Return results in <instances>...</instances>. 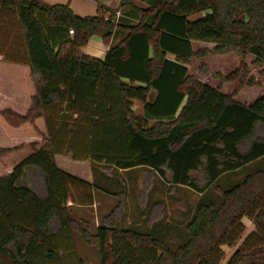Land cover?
Returning <instances> with one entry per match:
<instances>
[{
    "label": "trees",
    "instance_id": "trees-1",
    "mask_svg": "<svg viewBox=\"0 0 264 264\" xmlns=\"http://www.w3.org/2000/svg\"><path fill=\"white\" fill-rule=\"evenodd\" d=\"M205 11L211 13L189 21ZM38 12L49 26L72 29L73 37L55 49ZM140 13L141 23L122 26L129 34L101 60L79 49L98 33L110 44L116 25L104 14L83 18L69 5L34 0L0 5V59L29 66L36 88L26 115L9 110L2 115L14 128L45 117L49 135L35 154L0 178V264H56L52 238L75 231L84 243L99 247L101 264H221L222 246L240 239L245 217L256 230L227 264H264V135L257 136L264 129V95L249 106L233 99L245 84L244 62L216 88L191 76L186 66L209 54L194 53L192 41H213L218 45L212 53L252 55L264 68V0L161 1ZM234 38L235 44L226 42ZM226 83L234 84L231 96L221 91ZM134 101L143 104V116L133 112ZM10 152L0 150V156ZM69 154L116 169L146 167L171 191L183 186L199 194L227 174L257 166L242 183L217 190L219 206L200 204L188 238L173 249L150 234L121 228L124 193L96 234L87 223H76L66 205H92L93 186L59 169L56 155ZM27 170L40 172L34 188L24 181ZM54 219L58 232L49 230ZM74 252L83 264L76 247Z\"/></svg>",
    "mask_w": 264,
    "mask_h": 264
},
{
    "label": "crops",
    "instance_id": "crops-1",
    "mask_svg": "<svg viewBox=\"0 0 264 264\" xmlns=\"http://www.w3.org/2000/svg\"><path fill=\"white\" fill-rule=\"evenodd\" d=\"M34 1L47 6L69 5L76 16L83 18L98 17L108 11L121 10L125 18H122L116 25L109 45L103 42L102 34L98 33L91 37L87 45L79 49L80 53L104 60L109 49L118 45L129 34V31L122 26L138 25L142 19L141 9H147L161 1L171 0H131L132 5L129 6H124V0ZM210 13L211 11H205L191 15L189 21H196ZM36 16L48 33L52 43L56 46L55 49L62 42L73 37L74 34H70L63 28L49 26L46 15L43 12H38ZM226 42L235 44L236 38L233 40L227 39ZM203 44H209L213 48L218 45L217 42L213 41H192L193 52H197ZM229 56L232 55L230 54ZM167 58L171 61L175 60V56L171 54H168ZM186 66L189 69L190 66ZM209 86L216 88L215 84H209ZM153 94L156 96L154 91L151 92V96ZM224 94L227 95V93ZM35 95L36 88L31 80V69L29 66L0 59V150H11L7 155L0 156V178L12 174L16 166L35 154L48 140L49 135L45 117H39L34 123H25L18 128H14L7 123L2 115V112L7 110L26 115L32 106V99ZM132 110L136 115H144L143 104L139 101L133 102ZM55 160L59 169L93 186L92 205L83 206L72 203L66 205L71 218L81 225L87 223L92 234H96L97 229L103 226V220L119 205L117 195L124 193L127 198V211L121 219L122 229L134 228L133 230L140 233L150 234L153 238L164 240L173 249L182 245L181 236L178 233L175 236L176 225L162 226L166 218L164 213V202L166 201L163 191L169 185L156 172L146 167L123 170L89 160L75 161L71 154L56 155ZM78 164H81V166L74 169ZM38 175H40L38 170H27L24 181L34 188L35 182H37L36 179H38L36 176ZM177 187L180 188V186ZM97 190L100 193L97 194ZM43 192L45 195V188ZM141 193L145 195L144 202H142ZM166 221L170 220L167 219ZM59 229V221L54 219L50 224L49 230L50 232H58ZM79 237L80 234L75 231L73 236L61 234L52 238V243L57 245L56 253L60 258L56 264H77L74 252L75 247L79 257L82 261L84 260L80 253ZM233 246L224 245L221 249L225 253V247L232 250ZM236 250H233L234 253Z\"/></svg>",
    "mask_w": 264,
    "mask_h": 264
},
{
    "label": "rangeland",
    "instance_id": "rangeland-1",
    "mask_svg": "<svg viewBox=\"0 0 264 264\" xmlns=\"http://www.w3.org/2000/svg\"><path fill=\"white\" fill-rule=\"evenodd\" d=\"M198 51H206L209 54L205 58H193L190 61L188 65L190 66L189 73L191 76L197 78L205 84H215L216 87H218L222 82V78L236 71L244 62L248 68L245 84L243 88L236 95H234L233 99L236 102L249 106L256 99L264 95V74L262 73L264 68L254 63V57L248 55L243 59L235 53H230L232 56H229L230 54H227L228 56L217 55L212 53L214 51V48L209 44H203L202 47L197 50V52ZM234 58H236L237 61ZM234 89V84L231 83L221 85V91L227 93L228 96L233 95ZM154 98L155 95L153 94V96L150 97V100H154ZM261 128L262 127H259V129ZM263 135L264 129L258 130L257 136ZM79 166H81V164L76 165L74 169L79 168ZM256 166L257 165H251L235 173H230L223 176L218 182H216L215 185H213V187H211L204 194H199L192 189L183 186H180V188L175 187L173 189L175 191L173 192V190H170V186H167L163 191L166 201L164 202V213L166 215V218L163 221L162 226L176 225V234H174L175 236H177L178 233L179 236H181L183 243L188 238L187 226L193 220L199 205L212 204L214 206H219L223 201V198L217 190H229L242 183L249 174L255 171L254 168ZM261 167L263 166H260V168ZM98 193H100L99 190H97V194ZM141 194L142 202H144L145 195L144 193ZM167 219H169L170 221H166ZM242 221L245 225V231L240 239H238L235 246L232 247V250H229L225 247V256L221 264H227V262L234 254L233 250H236L237 248L242 246L245 239L256 230V227L253 224L252 220H250L248 217L243 218ZM79 242L81 257L84 259L83 263L100 264L99 247L87 245L82 241L81 237H79Z\"/></svg>",
    "mask_w": 264,
    "mask_h": 264
},
{
    "label": "built area",
    "instance_id": "built-area-1",
    "mask_svg": "<svg viewBox=\"0 0 264 264\" xmlns=\"http://www.w3.org/2000/svg\"><path fill=\"white\" fill-rule=\"evenodd\" d=\"M5 1L6 0H0V5ZM122 18H125V16L121 10H116L114 12L108 11L104 14V20L114 25H117ZM69 32L70 34H74V31L72 29L69 30Z\"/></svg>",
    "mask_w": 264,
    "mask_h": 264
}]
</instances>
